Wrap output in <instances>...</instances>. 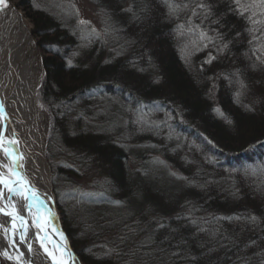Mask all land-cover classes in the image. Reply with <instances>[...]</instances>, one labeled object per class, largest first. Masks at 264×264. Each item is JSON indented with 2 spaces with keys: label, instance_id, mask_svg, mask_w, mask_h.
<instances>
[{
  "label": "trees",
  "instance_id": "16d2710c",
  "mask_svg": "<svg viewBox=\"0 0 264 264\" xmlns=\"http://www.w3.org/2000/svg\"><path fill=\"white\" fill-rule=\"evenodd\" d=\"M19 1L44 54L47 156L82 263L264 264V165H239L264 155V55L234 0H92L110 44L72 27L59 0ZM199 24L213 43L190 61ZM91 168L92 189L60 190Z\"/></svg>",
  "mask_w": 264,
  "mask_h": 264
},
{
  "label": "bare ground",
  "instance_id": "6f19581e",
  "mask_svg": "<svg viewBox=\"0 0 264 264\" xmlns=\"http://www.w3.org/2000/svg\"><path fill=\"white\" fill-rule=\"evenodd\" d=\"M8 8L0 11V141L2 146L9 151H14L9 145L10 140H17L20 152L24 154V170L30 181L41 193L51 196L54 203L48 205L55 213V219L48 213L47 209H41V215L46 218L45 227L48 239L45 245L50 251L57 254V258L63 264H83L80 257L74 253L69 239L61 225L60 214L57 208L53 184L51 178L50 164L44 153L43 138L45 137V114L39 102L37 91L40 85V75L34 69L33 57H28L27 51L31 46V34L22 13L17 10L11 1H7ZM15 134V135H13ZM0 162L9 163L4 152L0 151ZM22 201L17 200V210H21ZM8 217L0 216V224L8 226ZM31 225V219L28 220ZM35 230L29 228V237L33 241V253H29L24 244H20L19 251L24 253L25 260L31 264H53L50 257L43 252L40 244L35 242ZM62 232L66 238V248L57 235ZM44 233L42 232V235ZM19 243V241H17ZM57 248H53V245ZM0 248H7L10 255H17L15 248L8 247L7 241L0 232ZM67 250L74 255L73 261L64 254ZM11 264H18L16 260H9Z\"/></svg>",
  "mask_w": 264,
  "mask_h": 264
},
{
  "label": "snow or ice",
  "instance_id": "6c2138e0",
  "mask_svg": "<svg viewBox=\"0 0 264 264\" xmlns=\"http://www.w3.org/2000/svg\"><path fill=\"white\" fill-rule=\"evenodd\" d=\"M237 8L239 9V14L244 16L245 13L249 12L252 7L255 5L245 6L240 2V0H234ZM261 5H264V0H260ZM35 7L39 8V4H35ZM198 7L204 9L206 12H209V9L205 5L200 4ZM8 8L7 0H0V11L6 10ZM172 11H175V7L171 8ZM78 14V9L76 10ZM261 11L264 12V7H261ZM196 13L193 12V15ZM256 15L255 11L251 12V15L248 16V20L251 23H256L252 20V17ZM81 25L85 23H90L86 21H79ZM107 24V20H105ZM183 25L180 26L183 29ZM199 28V26H196ZM107 30V29H105ZM190 33L193 32V29H188ZM93 32L98 36L99 33L93 29ZM183 34V33H181ZM201 40L211 41V37H208L207 34L203 31L199 32ZM219 37V34H218ZM207 46V44H205ZM228 45L224 44L223 48H227ZM54 51H59L58 49H53ZM209 63L211 60L208 61ZM67 63L71 66V60H68ZM0 109H2V104H0ZM223 115V113H220ZM230 122V121H229ZM15 135V134H13ZM2 141H0V151L4 152L8 161L11 163L0 162V216L8 217V226L0 224V232H2L4 238L7 241L8 247L15 248L18 251V254L13 256L10 255L7 248L3 252H0V255L4 256L9 260H16L18 264H31L30 260H25L24 253L19 251L20 244H24L27 248V251L31 254L33 253V241L29 237V228H33L35 242L40 244L41 249L50 257L53 264H63L61 260L57 258V254L54 251H50L49 248L45 245V241L49 238L47 229L45 227L46 218L41 215V209H47L48 213L55 219V213L52 212V209L48 207L52 201L51 196L47 193H41L35 187V185L30 181L26 171L24 170V154L20 152L18 147V141L13 139L9 141L10 147L14 151H9L8 149L3 148ZM22 201L21 210L26 213V215L20 214L17 210L16 201ZM31 219L32 223L29 225L28 220ZM255 220V217H252ZM42 232L44 233L42 235ZM57 235L61 238L65 248L67 245L66 238L63 237L62 232H57ZM19 241V243L17 242ZM57 245H53V248H57ZM64 254L68 255L73 261H75L74 255L67 250Z\"/></svg>",
  "mask_w": 264,
  "mask_h": 264
},
{
  "label": "rangeland",
  "instance_id": "374dc122",
  "mask_svg": "<svg viewBox=\"0 0 264 264\" xmlns=\"http://www.w3.org/2000/svg\"><path fill=\"white\" fill-rule=\"evenodd\" d=\"M17 10H19L28 25L30 29V34H31V46L30 49L27 51L28 57H33L34 59V69L39 73L40 75V85L37 91V96L39 99V102L41 104L42 110L45 114V120H44V126H45V137L43 138V144H44V153L46 154L45 156L47 157V161L50 164V170H51V178H52V184H53V191L55 194V199H56V204L57 208L60 214V221L61 225L63 226V220H62V213L61 210L58 207V194L55 191V183H54V173H53V168H52V163L51 160L47 156V141H48V134L50 131V126H51V116L44 106V103L42 102L40 95H39V90L40 86L44 77V67L42 63V58L44 56L43 51L38 45V37L32 32L33 28V23L31 20L26 16L25 11L22 8V5H20L19 0H10ZM242 4L245 6L248 5H255L250 9L249 12L245 13V16L247 18V22L250 27V39L253 41V44L257 47L258 51L264 55V12L261 11V7H264V5H261L260 0H240ZM52 3L54 1L52 0ZM55 6L57 10H59L61 13L70 15V19H74L72 21V27H74L76 30L80 31L81 33H90L93 32V29H95L96 32L99 33V37H101L103 40L106 41V43H109L114 39L115 35V30L113 29L108 12L106 9L102 8L98 4H96L92 0H59L58 2L56 1ZM78 9V14L77 10ZM55 10V9H54ZM255 11L256 15L252 17L253 21H256V23H251L248 20V16L251 15V12ZM86 21L90 23H85L81 25L79 21ZM105 20H107V24L105 23ZM185 27V26H184ZM186 28V27H185ZM193 29V32L190 33L188 29ZM107 29V30H105ZM187 29V37H188V44H182V49H184V53L186 54V58L189 59L190 61L193 60L195 55L197 54V50L201 49L203 47H208L211 46L213 43V39L209 42L208 40H201L199 36V32L203 31L207 34V32L203 29V26L199 24V28H197L195 25H189ZM183 32V31H182ZM94 35H96L93 32ZM208 37H210L207 34ZM185 40V37H183ZM207 44V46H205ZM211 44V45H210ZM206 61L211 60L210 56L205 59ZM105 104L104 106H106ZM255 161L253 162H247V163H239L240 167H245V170H257L262 168V165H264V155L260 158L261 160H258V157L254 158ZM136 163V161H134ZM251 163V164H250ZM248 164V165H247ZM251 168V169H250ZM74 179L73 182H66L65 180L61 182L60 190L64 189H70V190H82V191H89L93 187V183L98 180L100 177L99 175L95 172L94 168H91L89 171H83L80 176L77 177H72ZM73 193V191H71ZM71 213L74 215L73 217L77 221H83L85 217V207H83L82 203H79L77 200H71ZM64 228V226H63ZM65 230V229H64ZM0 252H3L0 248ZM0 264H11L9 259H6L4 256L0 255Z\"/></svg>",
  "mask_w": 264,
  "mask_h": 264
},
{
  "label": "water",
  "instance_id": "95a60500",
  "mask_svg": "<svg viewBox=\"0 0 264 264\" xmlns=\"http://www.w3.org/2000/svg\"><path fill=\"white\" fill-rule=\"evenodd\" d=\"M7 1H10V0H7ZM62 227H63V226H62ZM63 229H64V228H63ZM64 231H65V230H64ZM65 233H66V231H65ZM66 235H67V233H66ZM67 237H68V235H67ZM68 239H69V237H68ZM69 243H70V246L72 247V249L74 250V248H73V246H72V244H71L70 239H69ZM74 253L77 254L75 250H74ZM77 256L79 257L78 254H77Z\"/></svg>",
  "mask_w": 264,
  "mask_h": 264
}]
</instances>
